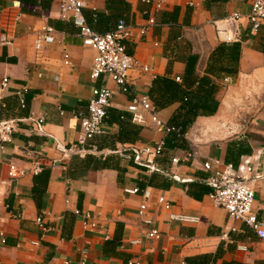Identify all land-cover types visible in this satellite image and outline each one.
Here are the masks:
<instances>
[{
  "label": "crops",
  "instance_id": "crops-1",
  "mask_svg": "<svg viewBox=\"0 0 264 264\" xmlns=\"http://www.w3.org/2000/svg\"><path fill=\"white\" fill-rule=\"evenodd\" d=\"M83 1L84 20L96 33L112 31L119 20L131 26L126 51L148 71L131 72L130 87L135 94L149 95L167 124L180 101L163 90L173 84L182 88L189 56H197L195 72L202 76L213 50L238 41L240 34L245 39L238 73L212 77L216 112L198 116L181 140L164 146L155 159L158 171H148L134 163L132 149L164 142L167 135L155 130L148 115L127 111L130 93H121L106 76L89 78L94 52L82 46L73 22L60 17L59 0H0V32L11 40L0 45V122L13 127L7 139L0 140V264H81L84 250L83 264H128L138 258L140 264H264V244L255 233L229 218L213 204L211 192H202L194 181L209 177L204 163L222 171L229 165L228 145L241 143L250 153L240 158L236 172L240 177L260 175L252 182V209L257 217L264 214V103L238 134L224 137L217 128L218 121L228 119L227 108L242 100L247 85H264V55L258 49L263 27L252 31L245 18L234 24L227 20L233 13L248 14L250 0H164L158 10L153 0ZM149 16L154 24L141 35ZM44 26L53 29L55 42L46 45L34 63L35 35ZM64 54L69 65L63 63ZM225 78L231 82L224 83ZM94 87L108 88L112 99L100 134L80 157L69 149L78 137L77 117L86 115ZM38 119H43V133L33 130L31 120ZM11 165L22 174L9 178ZM242 166L252 171H240ZM43 169L49 172L48 180L43 193L34 194V178ZM159 198L171 204L169 211ZM142 203L147 208L139 216ZM75 211L89 214L96 227L84 229ZM169 213L199 221L173 222ZM39 215H44L45 230L35 222ZM151 227L160 232L159 238H146ZM201 255L208 260H193Z\"/></svg>",
  "mask_w": 264,
  "mask_h": 264
},
{
  "label": "built area",
  "instance_id": "built-area-1",
  "mask_svg": "<svg viewBox=\"0 0 264 264\" xmlns=\"http://www.w3.org/2000/svg\"><path fill=\"white\" fill-rule=\"evenodd\" d=\"M155 2L154 8L156 10L162 7L164 0H153ZM15 6L19 3L15 2ZM84 8L83 0H59V13L63 20H71L78 28V37L81 39L83 47L88 48L94 52L92 58V67L89 73L91 80H96L101 76H106L112 81L121 91V93L132 95L127 111L135 116L148 115L155 130L165 137L170 133H178V129L172 125L164 122L156 112L147 95H138L132 92L130 87V73L135 70L147 72L148 67L140 65L138 60L126 51V42L131 35V26L127 25L123 20H119L115 28L103 34H98L93 31L85 22L82 15ZM245 18L251 26L252 31H256L259 27L264 26V0H250V11L245 16L239 13H233L228 17L229 23H237ZM154 24L152 16L146 19V26L141 27L139 32L143 35L147 28ZM231 38H226L229 42ZM55 42L53 36V29L50 26H44L36 32L33 50H34V63L40 59L41 53L46 45ZM11 40L6 32H0V45H10ZM64 65H69V56L64 54ZM179 81V78H175ZM7 79L2 80V86H6ZM224 83H230L231 79H223ZM112 92L106 87H94L91 91L90 98L87 104V112L84 116H78L79 132L78 137L69 149L80 157L85 156L89 151L87 149L88 142L96 135L100 134L101 128L107 117V109L111 104ZM34 123L33 130L37 133H43V119L32 121ZM12 123L0 122V140L7 139L8 134L12 131ZM164 150L163 139L158 141L155 145H145L141 148H133V161L136 165L145 167L148 171H158L155 159L162 154ZM264 152V148L261 150ZM172 163H177V159L173 158ZM205 171L210 172L207 181L214 185L213 190L209 194L213 204L226 211L229 218L234 221H240L250 228L257 238L264 244V214L257 217L252 209L253 201L255 198V190L252 182L260 178L258 173L253 177H240L236 169L231 165H227L222 171H212L211 163L207 162L202 165ZM240 171L250 173L252 167L242 166ZM22 173L17 171L14 165L9 167V178H16ZM138 192V189H134ZM143 197H148V192L143 191ZM158 203L163 206L167 211L171 209V204L163 198L158 199ZM145 203L138 207L137 214L143 216L146 210ZM76 215H81L83 218L82 225L84 229L95 228L96 223L92 221L89 214H81L75 211ZM43 216L36 217V224L45 230L43 223ZM169 219L173 222L181 224L194 225L199 221L198 217L186 214L169 213ZM151 224L150 221H147ZM147 239H157L160 237V232L151 227L146 232ZM3 242V239L1 240ZM139 241H132L131 244H137ZM87 251H82L83 264L86 258ZM63 264H69L64 261ZM128 264H140V259L129 261Z\"/></svg>",
  "mask_w": 264,
  "mask_h": 264
},
{
  "label": "trees",
  "instance_id": "trees-1",
  "mask_svg": "<svg viewBox=\"0 0 264 264\" xmlns=\"http://www.w3.org/2000/svg\"><path fill=\"white\" fill-rule=\"evenodd\" d=\"M261 27L264 29V26ZM261 27H259L257 30H259ZM244 39L245 38L242 37L240 38L239 34L238 41L228 44H219L210 54L207 61L205 74L202 76L196 74L195 72V66L198 59L197 56L191 55L186 59L184 75L181 81L182 88L173 84L166 86V88L163 90L164 93L174 95L180 101L179 108L173 114L169 123L178 129V133L168 134L164 139V146L169 145L170 142L173 143L181 140L189 126L198 116H211L216 112L218 101L215 99L216 85L212 77H234L238 73L241 44L244 42ZM258 49L264 55V35H262L260 42L258 43ZM152 104L156 109L157 103L154 102ZM231 145L232 143H230V145L227 147L225 163L236 169L240 164V158L245 154H249L250 150L241 143L238 144V147H232ZM48 176V170L43 169L34 178V181L36 182V185L34 182L33 186L34 194L43 193V186L46 185ZM39 183L42 184V188ZM195 186L200 187L202 192H211L213 190L212 187L203 186L200 184H196ZM108 243L109 242L106 244ZM104 252L107 253L106 247L104 248ZM208 258V255H201L194 258L193 260H197L199 263H202L207 261ZM124 264L126 263L124 262ZM204 264H206V262H204Z\"/></svg>",
  "mask_w": 264,
  "mask_h": 264
},
{
  "label": "water",
  "instance_id": "water-1",
  "mask_svg": "<svg viewBox=\"0 0 264 264\" xmlns=\"http://www.w3.org/2000/svg\"><path fill=\"white\" fill-rule=\"evenodd\" d=\"M246 94L241 96V101L233 102L228 109V119L218 121L217 128L221 134L226 136H233L238 134L249 121L256 115L264 103V85H260L258 89L253 85H247L245 88ZM60 150L65 151L59 147ZM66 152V151H65ZM175 179H178L174 176ZM188 181V180H183ZM200 184L214 187L212 183L207 180H194Z\"/></svg>",
  "mask_w": 264,
  "mask_h": 264
}]
</instances>
